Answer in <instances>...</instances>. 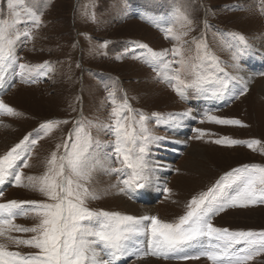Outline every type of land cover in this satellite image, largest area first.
<instances>
[{
    "label": "rangeland",
    "instance_id": "374dc122",
    "mask_svg": "<svg viewBox=\"0 0 264 264\" xmlns=\"http://www.w3.org/2000/svg\"><path fill=\"white\" fill-rule=\"evenodd\" d=\"M263 84L264 0H0V264H264Z\"/></svg>",
    "mask_w": 264,
    "mask_h": 264
},
{
    "label": "bare ground",
    "instance_id": "6f19581e",
    "mask_svg": "<svg viewBox=\"0 0 264 264\" xmlns=\"http://www.w3.org/2000/svg\"><path fill=\"white\" fill-rule=\"evenodd\" d=\"M262 57V56H261ZM252 59V61H251V65H253V66H256V65H254L255 63H257L258 62V55L256 56V57H252L251 58ZM260 63L258 62L257 63V65H259ZM255 75V74H254ZM242 77H243V79H247V77H252V76H250V74H242ZM260 90H264V84L260 87ZM262 93V92H261ZM264 94V93H263ZM192 153H193V155L194 156H196L197 157V155L199 154V152H197L195 149L193 150L192 149V151H191ZM159 174V171H155V176H156V178H157V175ZM159 177V176H158ZM163 178H166V177H163ZM158 179V178H157ZM161 179V178H160ZM159 180V179H158ZM153 185H155V182L154 183H149V182H147V186H146V183H145V185H144V187H142L140 190H138L137 191V194L142 198V199H147V200H152L153 198H154V196H155V192H156V190L154 189V187H153ZM143 190H144V194H142L143 193ZM121 204H126V207L127 208H129L131 211H132V213H135V212H137V213H139L140 215H143V216H140L141 218L142 217H144L145 215H150L151 214V212H152V210H151V208L150 207H148V208H143V206H145L144 204L142 205V209L141 208H139L140 207V203L141 202H137V203H139L138 205H134L133 203L131 204L130 202H129V204H127L126 202H124L121 198H119V199H117ZM143 200V201H144ZM137 201H140V200H138L137 199ZM145 202V201H144ZM125 206V205H124ZM130 211V212H131ZM137 213H136V215H137ZM141 220V219H140ZM140 235V234H139ZM148 236V235H147ZM136 237L138 238V236L136 235V236H134L133 238H135L136 239ZM142 238V237H141ZM132 239V238H131ZM139 239V238H138ZM145 242L147 241V243L148 242H152V240H150V238H144L143 239ZM128 242H130V241H128ZM127 242V243H128ZM133 242V241H132ZM130 244V243H129ZM135 244V243H134ZM131 246V245H130ZM93 259H94V256H93ZM94 261V263L95 264H97V261L94 259L93 260ZM100 263V262H99ZM98 263V264H99Z\"/></svg>",
    "mask_w": 264,
    "mask_h": 264
}]
</instances>
